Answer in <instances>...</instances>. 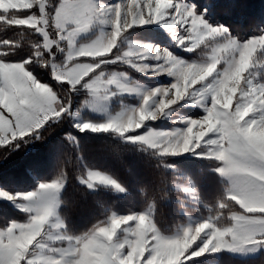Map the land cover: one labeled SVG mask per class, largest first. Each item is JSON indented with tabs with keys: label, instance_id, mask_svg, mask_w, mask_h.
Listing matches in <instances>:
<instances>
[{
	"label": "clouds",
	"instance_id": "clouds-1",
	"mask_svg": "<svg viewBox=\"0 0 264 264\" xmlns=\"http://www.w3.org/2000/svg\"><path fill=\"white\" fill-rule=\"evenodd\" d=\"M40 2L16 0L15 6L25 8ZM12 7L11 0L0 3L5 10ZM157 7L163 18L172 7V0H160ZM207 12V8L198 12L195 5H187L183 13L185 22L175 20L167 26L166 32L175 47L191 53V59H182L158 45L153 49L150 43L138 50L136 58L140 63L134 69L149 76H167L171 83L140 93L137 106L106 122L74 125L81 132L111 133L159 160L155 191L150 193L147 187L139 189L144 201L140 210L124 215L109 211L86 230L72 233L68 223L74 205L62 197L72 177L61 162L56 175L39 183L34 191L17 193L14 197L0 192V196L11 199L27 214L23 222L11 221L0 229V264H186L209 250L243 254L264 248V72L258 78L252 70L264 69V31L242 39L223 24L209 23L205 19ZM13 22L35 28L48 45L59 35H53L43 9ZM6 26L0 25V31ZM117 35L116 32L110 35L112 47ZM33 37L32 32L21 30L13 39L15 47L0 51V143L6 142L3 133L13 127L22 137L29 138L24 143L32 138L42 140L46 130L71 114L65 97L72 90H66L62 96L61 85L73 80L79 84L93 71L87 63L67 66L68 52L63 53L62 59L54 60L56 53L61 52H49ZM20 49L25 50L26 58L15 62L7 59ZM104 54H110V49L109 53L100 49L71 52L74 57L95 58ZM36 70L47 71L57 88L41 83L33 74ZM104 72L107 70L79 88L93 97L89 86L96 88L97 77L103 78ZM127 79L120 72L115 86L104 88L103 95L122 92ZM188 102L201 108L203 114L181 119L183 127L171 131L147 127L146 121L172 115L182 103ZM186 153L206 161L208 170L219 179L220 191L211 204H205L206 217L192 223L177 221L166 233L160 227L157 209L160 201L169 198L168 188L179 187L183 195L197 197L193 177L188 176L178 185L165 175L175 165L165 163L163 158ZM74 178L86 190L102 186L118 194L128 191L108 172L95 168L78 169ZM176 198L182 208L183 199ZM201 240L200 247L185 255Z\"/></svg>",
	"mask_w": 264,
	"mask_h": 264
},
{
	"label": "trees",
	"instance_id": "trees-1",
	"mask_svg": "<svg viewBox=\"0 0 264 264\" xmlns=\"http://www.w3.org/2000/svg\"><path fill=\"white\" fill-rule=\"evenodd\" d=\"M182 1L195 5L198 12L207 8L205 19L209 23L223 24L239 38L247 39L264 31V0ZM31 12L23 10L17 15L23 18ZM20 29L31 32L25 26H6L0 31V39H14ZM128 32L129 39L132 40H148L151 33L142 28H133ZM155 36L154 32L150 39L155 41ZM33 38L37 41L42 40L38 35H34ZM26 56L25 50L20 49L15 55H12L11 61H20ZM187 56L186 59L192 58V54ZM121 68L125 67L109 64L106 70L120 71ZM125 70L132 74L129 68L126 67ZM33 74L41 83H47L54 89L57 88L56 82L50 79L47 71L36 70ZM137 80L150 86H155L157 82L154 79L143 77ZM59 91L63 96L66 93V88H60ZM85 98H87L85 90L76 88L70 91L65 97V103L69 105L68 110L72 112L79 108ZM116 109L117 107L112 111ZM181 111L189 117H197L201 114L196 109L185 110L182 108ZM73 125L70 115H66L62 120L52 125L50 130H46L42 140L32 138L29 143H24L21 140L19 147L9 151L0 148V188L10 194L34 191L39 182L50 181L63 162L66 172L72 177L62 192V197L67 198L74 205L68 223L72 233L86 230L91 224L107 215L109 211L118 215L139 211L144 203L140 197L139 189L147 187L151 193L155 191L159 183L157 180L159 160L145 152L137 151L135 145L122 142L119 137H114L111 133L81 132L77 131ZM26 139L29 138L26 137ZM163 159L165 163L175 165L173 170L165 171V175L170 180L178 182L182 179L180 175L191 176L194 178L198 190V207L193 210L187 206L181 208L180 201L176 197L180 196L183 199L182 194L171 187L168 188L169 198L160 201L157 209L160 214V227L167 233L171 231L177 221L182 224L186 222L184 211L192 217H206L208 209L205 204L212 203L220 188L218 177L208 170V165L203 159L194 157ZM85 167L108 172L128 191L116 194L102 186L95 190H86L74 178V173ZM184 203L186 202L184 201ZM194 211H198V213ZM26 216L27 214L15 210L10 202L0 200V226H6L11 221L23 222ZM190 264H264V254L261 253L256 257L238 258L223 252L209 253L190 259Z\"/></svg>",
	"mask_w": 264,
	"mask_h": 264
},
{
	"label": "snow or ice",
	"instance_id": "snow-or-ice-1",
	"mask_svg": "<svg viewBox=\"0 0 264 264\" xmlns=\"http://www.w3.org/2000/svg\"><path fill=\"white\" fill-rule=\"evenodd\" d=\"M160 0H155V7L152 6V0H146L144 3H137V0H119L113 4H103L100 0H41L40 3H32L29 7L20 8L14 6L10 9H32L29 14H26L23 18H20L15 11L3 10L0 12V24H7V26H24L17 24L13 21L26 19L29 16H34L43 9V14L47 17L49 25L53 29V35L58 33L55 42L51 45L45 44L43 36L40 32H37L35 28L29 29L34 35L42 37L40 41L44 47L48 48L49 52L60 51L61 53L68 52L67 66H72L77 63H87L89 66L93 67V71L89 76L81 80L79 84L73 80L71 84H64L61 87L66 88V90H75L77 87L84 85L87 80L96 76L97 73L103 72L109 64H126L134 68L136 64L140 61L136 58L138 50L145 47L146 44H129L127 48L124 47L125 36L124 34L130 29L134 28L135 25H145L152 24L153 20H159L161 26L166 30L169 22L180 20L184 23L183 13L187 5H185L182 0H172V7L168 10L165 17L161 18L158 15V7ZM149 3L151 6L149 7ZM177 6H179V11ZM147 9L148 15H144V11ZM191 19V17H189ZM94 25L104 26L107 30H101L100 35L93 40L91 43L83 46H77L76 38L81 33H87L90 28ZM185 26H187L185 24ZM42 27V25H38ZM179 28V25H177ZM24 30V29H20ZM127 30V31H126ZM45 34L47 29L44 30ZM116 32L117 38L114 41L115 47H112L113 41L110 39L111 33ZM7 41V43H5ZM15 47L13 39H0V51L5 49H11ZM100 49L104 55H97L95 58L92 57H74L71 55L73 50L87 51ZM115 49V50H114ZM153 49L155 46L153 45ZM7 59L11 61L13 59L12 55L7 56ZM53 67H55L53 65ZM117 74L104 72L103 78L97 77L99 84L96 88L91 86V95L96 99H107L108 97L103 95L104 88H112L115 86ZM135 84V81L132 82ZM122 92L134 91L133 88L128 86L122 87ZM35 136V132L32 133ZM27 136H21V133L15 127L10 128L8 131L3 133V139L5 143H0V148L4 151L13 150L19 146V141L25 140ZM3 192V191H0ZM9 195V194H8ZM14 197L13 195H9ZM0 198H5L0 196ZM6 199V198H5ZM13 202L11 199H7ZM9 224V223H8ZM0 226V229L6 228L8 226ZM201 241H197L196 244L188 250L189 255L191 252L195 251L200 247ZM190 264V260L186 262Z\"/></svg>",
	"mask_w": 264,
	"mask_h": 264
},
{
	"label": "rangeland",
	"instance_id": "rangeland-1",
	"mask_svg": "<svg viewBox=\"0 0 264 264\" xmlns=\"http://www.w3.org/2000/svg\"><path fill=\"white\" fill-rule=\"evenodd\" d=\"M11 2L13 3V5L15 6L16 4V0H11ZM115 2H119V0H100V3L103 4H113ZM128 0H125V3H127ZM146 2V0H137V3H144ZM183 2V1H182ZM0 3H2V0H0ZM184 3V2H183ZM185 5H190L187 3H184ZM152 6L153 8L155 7V0H152ZM3 9V8H0ZM5 10V9H3ZM3 10H0V12H2ZM23 10H30V11H34L32 9H10L9 11H15L16 13L19 12H23ZM6 11V10H5ZM144 15L147 16L148 15V11L147 9H145L144 11ZM15 26V25H14ZM27 27V26H25ZM136 29H145V30H149L150 33V38L152 37V34L155 32L156 36H155V41L152 39H148V40H132L129 39V32L125 33V43H124V47L127 48L129 46V44H152L154 46L158 45L161 48H167L170 52H172L174 55L185 59V60H189L186 59V57H188L187 55L191 54L188 52L183 51L182 49L176 48L174 42L172 41V39L170 38L169 34L166 32V30L161 26L160 23H153V24H145V25H135ZM107 30L106 28H104V26H100V25H94L90 28V30L87 33H81L80 35H78V37L76 38V44L77 46H83V45H87L89 43H91L93 40H95L99 35L101 30ZM133 29V28H132ZM127 31V30H126ZM135 32H137L136 30H133ZM42 38V37H41ZM115 50V49H114ZM53 52L55 51V48L52 49ZM63 58V53H56L54 60H60ZM112 65L116 66L118 65L119 67H127L130 69V71L132 72V74L128 73L125 68H121L120 71H109L107 70V72L109 73H116L117 76L119 75L120 72H124L128 79L126 81H124V83L130 87L133 88L134 91L131 92H117L115 95H109L108 98L105 100L103 98L101 99H96L95 97H91L88 95L87 93V98L84 99L82 105L73 110L72 112L69 113L70 117L72 119V122L74 125L76 124H80L83 122H89V123H102V122H106L109 119L113 118L115 115H117V113L126 110L128 108L131 107H135L140 103V93L158 87V86H163V85H167L169 83H171V78L161 75L159 77L156 76H149V75H145L142 73L137 72L133 67H131L130 65H126V64H116V63H112ZM255 70L257 72V75L259 76L261 72H264V69L261 68H256V69H252ZM136 75H140V76H136ZM143 77L146 79H154L156 80V85L155 86H150L148 84H144L140 81H138L137 79ZM135 81V84H133L132 82ZM198 86V85H197ZM79 88V87H77ZM86 91V90H85ZM87 92V91H86ZM124 99V101H122ZM117 109L115 111H112V109L116 108ZM175 107V106H174ZM184 108L185 110H189V109H196L198 110L201 114L198 115L197 117L201 116L202 110L201 108H199L198 106H196L195 104H192L190 102L188 103H182V106L178 107V111L172 115L169 116H162L160 119L156 120V121H146V125L147 127L151 128L154 131H171L174 128L177 127H183V125L180 123V120L185 118V117H189V116H185L181 109ZM97 118H101V119H96ZM197 117H191V118H197ZM97 120V121H96ZM73 125V126H74ZM77 131H79L76 127H74ZM145 129H142L141 131H143ZM86 132H91L90 130H85ZM139 131V130H138ZM94 133V132H92ZM178 157H194V158H198L201 159L199 157L193 156L192 154H183L181 156H174V157H165V158H178ZM173 170V168H171ZM182 177L181 180H178L177 184H182L187 177H185L184 175H180V178ZM41 183V182H39ZM39 183L37 184V187L39 185ZM37 189V188H36ZM35 189V190H36ZM176 191H179V187L177 188H173ZM0 191H3L9 195H13L15 196L16 194H10L4 190H2L0 188ZM180 192V191H179ZM181 193V192H180ZM118 194V193H116ZM182 194V193H181ZM182 197L184 199V201L187 203H184V207H190L193 210H196L198 207V195L195 198H189L185 195L182 194ZM0 200L3 201H7L10 202V204L14 207L15 210L20 211L22 213H25L23 211H21L19 208H17L15 206V204L5 198H0ZM195 213H198V211H194ZM26 214V213H25ZM184 216L186 217V222L185 223H192L194 221H198L201 220L202 218L195 216L192 217L190 216L188 213L186 215V212H183ZM219 252H223L226 254H229L231 256L234 257H238V258H249V257H256L259 256L261 253L264 254V248H259L257 250L254 251H248L245 252L243 254L241 253H234V252H230L227 250H220L218 252H211L210 250L203 253V254H209V253H219ZM202 254V255H203ZM147 254L145 253V256ZM200 257V256H198ZM192 258H197V257H192ZM191 258V259H192ZM143 259V258H142Z\"/></svg>",
	"mask_w": 264,
	"mask_h": 264
}]
</instances>
